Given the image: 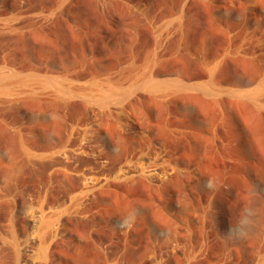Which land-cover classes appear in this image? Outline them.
I'll return each instance as SVG.
<instances>
[{
	"label": "rangeland",
	"instance_id": "374dc122",
	"mask_svg": "<svg viewBox=\"0 0 264 264\" xmlns=\"http://www.w3.org/2000/svg\"><path fill=\"white\" fill-rule=\"evenodd\" d=\"M9 80L0 264L38 202L31 264H264V0H0ZM142 153L173 179L126 176Z\"/></svg>",
	"mask_w": 264,
	"mask_h": 264
},
{
	"label": "bare ground",
	"instance_id": "6f19581e",
	"mask_svg": "<svg viewBox=\"0 0 264 264\" xmlns=\"http://www.w3.org/2000/svg\"><path fill=\"white\" fill-rule=\"evenodd\" d=\"M9 79V78H8ZM7 79V80H8ZM16 80V79H15ZM5 81V80H4ZM11 81V80H9ZM18 81V80H16ZM24 81V80H23ZM14 81H11L10 83L12 84H6V85H3V86H0V93H10V92H13L15 91L14 89L17 87L16 84H13ZM22 82V81H21ZM27 82V81H26ZM29 82V81H28ZM27 82V83H28ZM31 82V81H30ZM37 82V81H36ZM50 82V81H49ZM153 82V81H152ZM8 83V82H7ZM55 83V82H54ZM52 83V85L54 84ZM18 84V83H17ZM30 84V83H29ZM48 84V83H47ZM148 84H150L148 82ZM147 84V85H148ZM20 85V84H19ZM42 85V84H40ZM51 85V88L53 87L55 90L54 91H61V89L56 86L57 84H54L55 86H52ZM156 85V83H155ZM154 85V86H155ZM42 86H45L44 84ZM47 86V85H46ZM149 86V85H148ZM146 86V87H148ZM152 86V85H150ZM154 86L151 88L153 89ZM28 87V86H27ZM159 87V86H158ZM18 88V87H17ZM16 88V89H17ZM31 88V87H30ZM150 88V87H149ZM148 88V89H149ZM169 88V87H168ZM172 89V87H170ZM23 89V88H22ZM21 89V90H22ZM25 89V88H24ZM48 89V88H47ZM150 89V91H151ZM17 90H20L17 89ZM31 90V89H30ZM52 90V89H51ZM107 90V89H106ZM106 90H102V91H106ZM159 90V89H158ZM161 90V89H160ZM166 91V89H163ZM162 90V91H163ZM169 90V89H168ZM65 90H63L64 92ZM102 91H100L97 95H96V99H97V104L101 107H105L106 105L110 104V103H119L122 101L123 99V95L124 94H114L113 91H111L113 94H111V92L109 93H103ZM149 91V90H148ZM155 91H156V86H155ZM154 91V92H155ZM207 91V90H205ZM210 91V89L208 90ZM16 92V91H15ZM62 92V93H63ZM69 92V91H68ZM67 92V93H68ZM153 92V93H154ZM171 92V91H170ZM213 92V91H212ZM56 93V92H55ZM66 93V91H65ZM161 93V92H159ZM206 93V92H205ZM57 94V93H56ZM60 94V93H59ZM156 94V93H154ZM214 94V93H213ZM62 95V94H61ZM212 95V94H210ZM95 98V97H93ZM93 98L91 97V99L93 100ZM136 172H140L141 174H143L144 177H147V179H149L150 182L154 183L155 185H163L164 183L170 181L173 179V170L167 166H165L163 160L160 158V157H155L153 158L150 154H147V153H142L139 155V159L137 161V163L135 165H132L130 167H128L127 169H125V175H130V174H133V173H136ZM91 177V176H90ZM90 177L88 179H90ZM93 178V177H92ZM86 179V178H85ZM87 179V180H88ZM94 179V178H93ZM91 183V182H90ZM89 184L86 183V185ZM92 184V183H91ZM90 184V185H91ZM84 185V183H83ZM84 187V186H83ZM92 187V186H91ZM91 187H88L87 189H85V191H91L93 188ZM82 192V191H81ZM38 204V205H37ZM36 207H31L30 208V211L28 212V215L26 217V221H27V224H28V227L29 228V231L31 232L29 235L26 236V239L24 240V248L21 249V246L22 244H20L17 240V241H14L13 242V235L12 234V229L11 228V238H12V241L10 239V241H7L8 242H13L12 243V248L13 249V252L15 253L16 255V262L15 264H31L33 263V257L30 256V252L32 254H35V255H39V256H43V252L45 251L46 247L48 246V242H51L49 241V237H48V232L50 230V228L53 226V224H55L59 219H60V212L58 209L59 206H56V207H53L50 206H45L43 203H37ZM56 204V203H54ZM55 206V205H54ZM28 209V208H27ZM25 214V213H24ZM11 220V219H10ZM13 221V220H12ZM25 221V219H24ZM24 223V222H23ZM53 229V228H52ZM23 231V230H22ZM28 231V230H27ZM26 231V233H27ZM24 232V231H23ZM9 233V232H8ZM6 234V233H5ZM15 234V232H14ZM4 235V234H3ZM17 235V234H16ZM57 235V234H56ZM3 238V237H2ZM9 239V237H8ZM19 239V238H18ZM51 239V238H50ZM3 240V239H2ZM1 240V241H2ZM5 240V239H4ZM4 240L2 241L3 244H6L4 243ZM9 245H7L8 247ZM5 247V246H4ZM11 247V246H10ZM8 249V248H7ZM6 249V251H7ZM10 249V248H9ZM3 250V249H2ZM11 251V250H10ZM3 252V251H2ZM0 252V254L2 253ZM5 253V252H4ZM8 253V252H7ZM6 253V254H7ZM5 254V255H6ZM11 255V254H10ZM1 256V255H0ZM7 256V255H6ZM5 256V257H6ZM1 258V257H0ZM3 258H4V255H3ZM1 258V259H3ZM7 258V257H6ZM4 258V259H6ZM3 259V260H4ZM3 260H1V263L3 264L4 262H2ZM7 260V259H6ZM6 262V261H5Z\"/></svg>",
	"mask_w": 264,
	"mask_h": 264
}]
</instances>
